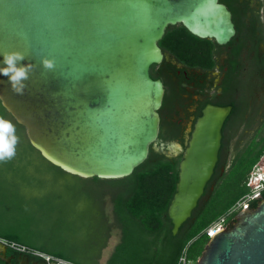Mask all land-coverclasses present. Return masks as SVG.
<instances>
[{"label":"water","instance_id":"1","mask_svg":"<svg viewBox=\"0 0 264 264\" xmlns=\"http://www.w3.org/2000/svg\"><path fill=\"white\" fill-rule=\"evenodd\" d=\"M178 24L220 45L236 34L220 0H0V67L7 51L35 65L23 95L0 75L2 106L54 166L84 179L127 178L160 135L165 87L151 67L162 63L159 43ZM43 58L54 60L52 71ZM230 112L210 105L194 127L168 209L173 235L215 173ZM197 264H264V199L215 231Z\"/></svg>","mask_w":264,"mask_h":264},{"label":"trees","instance_id":"2","mask_svg":"<svg viewBox=\"0 0 264 264\" xmlns=\"http://www.w3.org/2000/svg\"><path fill=\"white\" fill-rule=\"evenodd\" d=\"M170 103L168 96L165 104ZM0 116L14 123L19 137L16 156L0 163V237L71 264H100L113 227L120 229L121 241L106 264H183L184 259L197 264L209 241L207 230L252 193L248 178L262 157L234 162L224 175L218 170L192 217L173 235L168 209L181 157H167L152 146L148 159L127 178L84 179L43 158L1 101ZM166 130L164 123L162 138ZM226 162L222 157L223 167ZM262 199L264 190L249 207Z\"/></svg>","mask_w":264,"mask_h":264},{"label":"flooded vegetation","instance_id":"3","mask_svg":"<svg viewBox=\"0 0 264 264\" xmlns=\"http://www.w3.org/2000/svg\"><path fill=\"white\" fill-rule=\"evenodd\" d=\"M226 1L220 0L231 11L236 29L227 44L193 37L181 24L168 28L159 43L164 59L151 67V76L163 82L165 96L159 110L160 135L152 146L167 157H181V163L204 110L210 105L230 107L214 175L218 170L224 175L234 162L261 154L262 168L257 172L255 165L247 185L255 171V186L264 187V0ZM168 96L171 103L166 105ZM164 123L167 135L162 138ZM174 144H180L181 151L176 153ZM222 157L227 160L224 167ZM7 242L11 241L0 237V264H50L47 254L15 250Z\"/></svg>","mask_w":264,"mask_h":264},{"label":"clouds","instance_id":"4","mask_svg":"<svg viewBox=\"0 0 264 264\" xmlns=\"http://www.w3.org/2000/svg\"><path fill=\"white\" fill-rule=\"evenodd\" d=\"M4 67H0V75L8 78L11 91L17 95H23L27 87L26 81L35 70V65L20 64L25 55L19 51L3 52ZM42 66L46 71H52L55 67L54 60L43 58ZM19 143L17 129L11 120L0 116V163L10 161L16 156V148ZM262 190L264 189L263 186Z\"/></svg>","mask_w":264,"mask_h":264},{"label":"built area","instance_id":"5","mask_svg":"<svg viewBox=\"0 0 264 264\" xmlns=\"http://www.w3.org/2000/svg\"><path fill=\"white\" fill-rule=\"evenodd\" d=\"M263 161V160H262ZM261 163L257 164V169L260 167ZM258 181L257 176L254 177L253 179H251L250 183V187L252 189V193L246 195L245 197H243L235 206L234 208L225 216H223L222 218H220L218 221H216L209 229L211 231L207 230V235L208 237H211L214 235L215 231L218 230H222L224 228L228 227V219L234 215L235 213L241 211L244 208H250L249 205L256 199H258L261 196L262 193V187L256 185L255 183ZM253 186L257 187L256 189L253 190ZM13 249L15 250H19V251H29L28 248L22 244L16 243V242H7ZM46 260L50 263V264H71L69 262L63 261V260H52V257L47 256ZM183 264H192L191 262H187L185 259L183 260Z\"/></svg>","mask_w":264,"mask_h":264},{"label":"rangeland","instance_id":"6","mask_svg":"<svg viewBox=\"0 0 264 264\" xmlns=\"http://www.w3.org/2000/svg\"><path fill=\"white\" fill-rule=\"evenodd\" d=\"M260 167L262 168V166H260ZM261 168L257 169V172H259L261 170ZM253 173L254 174L251 175V179L256 177L255 176L256 172L254 171ZM256 188L257 187L253 186V190ZM106 208H107L108 213L112 216L113 205H112L110 200H107ZM120 241H121V231L117 227H113L111 239L109 240L107 247L102 252L100 264H106L107 263V261L109 260V258L112 255V253L114 252L115 247L120 243Z\"/></svg>","mask_w":264,"mask_h":264}]
</instances>
